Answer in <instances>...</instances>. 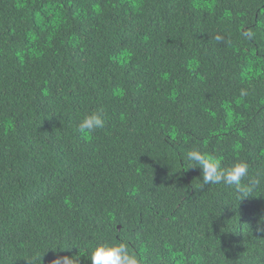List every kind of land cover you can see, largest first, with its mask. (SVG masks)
I'll return each instance as SVG.
<instances>
[{
	"label": "trees",
	"instance_id": "trees-1",
	"mask_svg": "<svg viewBox=\"0 0 264 264\" xmlns=\"http://www.w3.org/2000/svg\"><path fill=\"white\" fill-rule=\"evenodd\" d=\"M194 149L264 170V0H0V264L117 238L142 264H264V187L203 185Z\"/></svg>",
	"mask_w": 264,
	"mask_h": 264
},
{
	"label": "clouds",
	"instance_id": "clouds-1",
	"mask_svg": "<svg viewBox=\"0 0 264 264\" xmlns=\"http://www.w3.org/2000/svg\"><path fill=\"white\" fill-rule=\"evenodd\" d=\"M243 35L252 39V30L243 32ZM215 41H224L221 34L214 36ZM247 89L240 90V96L246 97ZM106 126L104 117L99 112H92L85 115L78 123V131L81 135H88L97 129ZM185 160L189 168H199L202 170L203 185H223L233 189L240 200L249 198L250 195L264 187V170L257 171L255 175L250 172V164L246 160L236 161L228 166H224L219 157L202 152L199 149L189 150L185 155ZM198 165V167H196ZM258 234L264 235V215H262L255 228ZM59 253V252H58ZM91 264H142V259L138 257L129 245L117 238L116 241H103L96 243L90 249ZM51 264H77L74 256L57 255Z\"/></svg>",
	"mask_w": 264,
	"mask_h": 264
}]
</instances>
